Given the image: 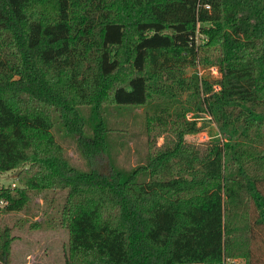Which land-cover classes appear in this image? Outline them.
I'll use <instances>...</instances> for the list:
<instances>
[{
	"label": "trees",
	"instance_id": "obj_1",
	"mask_svg": "<svg viewBox=\"0 0 264 264\" xmlns=\"http://www.w3.org/2000/svg\"><path fill=\"white\" fill-rule=\"evenodd\" d=\"M197 33L219 80L185 76ZM137 109L147 145L126 170L111 146L137 135L110 117ZM188 113H207L220 139L186 142L199 132ZM16 171L0 211L41 199L67 234L64 264H264V0H0V174ZM13 240L2 227L0 264Z\"/></svg>",
	"mask_w": 264,
	"mask_h": 264
},
{
	"label": "rangeland",
	"instance_id": "obj_2",
	"mask_svg": "<svg viewBox=\"0 0 264 264\" xmlns=\"http://www.w3.org/2000/svg\"><path fill=\"white\" fill-rule=\"evenodd\" d=\"M207 38L197 33L196 44L199 46L196 64L192 68L185 70V76L192 73L196 74L199 80L214 82L220 79V73L217 67L202 64L198 60V56L203 49V44ZM201 90V88H200ZM212 90H218V87L212 85ZM185 96V94H184ZM85 108L82 110L85 116L87 125L90 123V114ZM89 110V109H88ZM90 111V110H89ZM135 118L129 116V113L123 112L119 114H112L110 117L113 125L119 121L123 124H128V129L137 135L134 137L114 138L113 152L111 155L112 160L123 169H130L136 166L139 162V157L146 150L147 136L144 135L141 125L143 124L144 117L141 109L135 111ZM187 120H194L199 132L185 137L186 142L198 146H210L211 142H216L220 139L218 130L212 118L207 113H200L197 117H192V114H186ZM135 122V124H132ZM55 140L60 143L70 156V163L82 172L89 171L90 164L82 156V153L77 146L76 138L64 133L59 126L52 130ZM163 142L162 138L156 140L157 146ZM98 169L105 173L107 171L106 157L103 156L98 160ZM16 175L12 172L0 174V187L18 185L15 182ZM15 182V183H14ZM34 210L32 213L25 212H2L0 211V229L8 227L14 236L11 244V252L9 257V264H64V249L67 243V234L62 229L49 228L43 219L42 210L44 203L38 197L34 200ZM1 209V208H0ZM33 222L40 223L39 227H31ZM226 264H243L242 259H226Z\"/></svg>",
	"mask_w": 264,
	"mask_h": 264
},
{
	"label": "built area",
	"instance_id": "obj_3",
	"mask_svg": "<svg viewBox=\"0 0 264 264\" xmlns=\"http://www.w3.org/2000/svg\"><path fill=\"white\" fill-rule=\"evenodd\" d=\"M216 91H218V90H216ZM12 186H15V185L12 184ZM6 205H7V201L1 198L0 199V208L5 207Z\"/></svg>",
	"mask_w": 264,
	"mask_h": 264
},
{
	"label": "water",
	"instance_id": "obj_4",
	"mask_svg": "<svg viewBox=\"0 0 264 264\" xmlns=\"http://www.w3.org/2000/svg\"><path fill=\"white\" fill-rule=\"evenodd\" d=\"M18 172H19V171H16L15 175H17V174H18ZM17 184H18V183H17Z\"/></svg>",
	"mask_w": 264,
	"mask_h": 264
}]
</instances>
